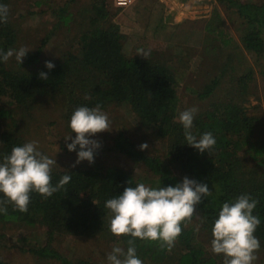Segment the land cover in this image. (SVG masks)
Wrapping results in <instances>:
<instances>
[{
	"label": "trees",
	"instance_id": "16d2710c",
	"mask_svg": "<svg viewBox=\"0 0 264 264\" xmlns=\"http://www.w3.org/2000/svg\"><path fill=\"white\" fill-rule=\"evenodd\" d=\"M236 10L252 30L243 38L246 50L264 56V3H242L240 0H220ZM7 0H0L6 4ZM105 3V1H104ZM102 2L94 6L95 24L108 16ZM60 12L67 23L70 17ZM207 31L222 36V31L209 24ZM123 35L117 25L109 28L97 26L83 34V54L81 58L69 55L51 70H22L39 61L43 46L27 55L20 68H8L7 62L0 61V162L11 153L14 146L25 142L13 131L3 129L4 122L13 120L11 106L24 105L38 99L54 97L63 101L67 118L78 107L101 105L106 110L113 104H128L143 124L162 138H171L170 155L178 165L181 176L163 166L159 158L147 155L137 149L136 144L120 132L114 140V149L137 162H142L156 177L159 187H175L185 177L208 185L210 195L204 196L196 205L205 221L204 228L212 232L215 219L225 202H234L241 194H249L258 201L253 214L258 215L261 224L255 235L264 245V142L256 145V118L248 116L242 106L232 101L217 104L214 109L200 114L194 119L192 132L199 138L211 132L216 140L210 152L200 151L186 143L184 129L176 121V102L179 96L178 78L167 65L151 59L124 53ZM224 43L229 41L223 40ZM17 31L7 20L0 23V49L5 52L15 49ZM47 73L41 79L40 73ZM214 79L207 84L199 97H210L220 84ZM244 78L241 79V83ZM87 97V98H86ZM7 123V122H6ZM8 125V124H7ZM15 126V125H14ZM60 148L70 152L66 145ZM240 149H245L254 162L246 165L240 157ZM79 146L76 151L77 155ZM97 149L94 155H99ZM70 175V182L51 197L44 198L31 193L27 212H20L9 203L7 214H0L2 224H26L49 228V239L45 245L32 249V253L47 261L46 264H96L87 260L69 261L53 247L55 233L88 235L108 232L127 251L130 236L117 237L109 229L112 216L105 202L121 194L125 187H135L136 179L118 167H87L69 171H52V184L59 182L63 175ZM0 194V199H3ZM95 202V203H94ZM182 234L175 242L185 247L178 264H215L206 258L203 249L193 245L194 234L182 224ZM3 234H0V246ZM160 241L135 240L136 254L143 264H171L168 261L170 249L161 246ZM0 264H8L0 260Z\"/></svg>",
	"mask_w": 264,
	"mask_h": 264
},
{
	"label": "rangeland",
	"instance_id": "374dc122",
	"mask_svg": "<svg viewBox=\"0 0 264 264\" xmlns=\"http://www.w3.org/2000/svg\"><path fill=\"white\" fill-rule=\"evenodd\" d=\"M8 20L17 31L15 49L26 47L27 53L43 50L39 61L22 70L46 69V61L56 65L69 55L81 58L83 34L97 26L109 28L117 25L123 35L124 53L127 57L140 56L137 51L150 52L148 59L167 65L175 72L179 82L176 102V121L181 111L196 107L194 119L217 104L232 101L242 106L250 117L256 118V145L264 142V56H257L244 47L243 38L252 27L241 18L227 2L220 0H133L127 9H117L114 0H7ZM105 1V3H104ZM242 3L262 4L264 0H240ZM103 2L109 6L108 18L95 24L94 6ZM70 17L65 23L60 15ZM211 24L218 33H210ZM223 40H230L224 43ZM25 56V58L27 57ZM25 58L23 60H25ZM8 68L20 69L15 56L7 62ZM244 81L241 83V79ZM214 79L220 80L215 92L202 99L199 94ZM3 103H0L2 105ZM13 120L4 122L5 131H13L25 143L38 141V150L56 160L52 171H69L87 167H118L132 175L138 183L159 188L157 177L142 163L117 152L114 140L120 132L131 139L139 151L157 157L163 166L182 175L170 155L171 138L156 135L143 124L128 104L110 105L104 112L110 119L109 131L97 133L90 139L101 147L94 163L84 160L76 163L77 155L66 152L65 136L72 135L70 120L66 116L61 97H47L24 105L11 106ZM8 124V125H7ZM15 125V126H14ZM71 143V140L68 141ZM148 148L141 150L140 145ZM239 157L246 165L254 162L245 149ZM204 219L196 210L186 221V227L194 234L193 245L204 250L206 258L215 264H223V254L211 250L212 232L204 228ZM4 235L0 246V260L8 264H46L32 253V249L45 245L49 228L26 224H2ZM53 247L67 260H87L96 264H109L107 254L114 247L123 246L108 233L72 235L55 233ZM257 252L253 264H264V245ZM126 252V250H125ZM185 247L175 242L170 248L168 261L178 264Z\"/></svg>",
	"mask_w": 264,
	"mask_h": 264
},
{
	"label": "clouds",
	"instance_id": "9594fccd",
	"mask_svg": "<svg viewBox=\"0 0 264 264\" xmlns=\"http://www.w3.org/2000/svg\"><path fill=\"white\" fill-rule=\"evenodd\" d=\"M9 8L0 4V23L8 20ZM29 52L26 47L0 49V61L8 62L15 56L18 63ZM137 54L148 59L150 52L143 49ZM45 66L51 70L55 67L51 61ZM41 79H47V73H40ZM87 98V97H86ZM198 108L192 107L181 111L178 121L184 129L186 143L198 149L200 153L215 146L216 140L211 132H206L197 138L193 132L194 117ZM110 119L106 112L97 104L95 107H78L71 115L69 127L72 135L65 136V143L70 152H77V161L84 160L94 163V155L101 147L97 140L89 137L97 133L109 131ZM71 140V143L68 141ZM141 150L147 149V143L140 145ZM56 160L49 158L38 150V141H30L22 146H14L9 155L0 162V214H7L6 205L11 203L20 212H27L31 202V193L36 192L44 198L51 197L67 185L70 175H63L59 182L52 184V168ZM210 195L208 185L185 177L182 183L175 187L154 188L139 183L135 187L127 186L115 198L105 202L106 209L112 216L109 229L117 237L130 236L125 252L121 247H114L107 254L109 264H143L136 254L135 240L160 241L161 246L170 249L182 234V224L190 220L196 213V205L202 197ZM95 203V202H94ZM258 201L249 194H241L234 202H225L219 211L212 227L211 250L215 254H223V264H253L258 259L257 252L261 248L260 240L255 235L261 224L254 209Z\"/></svg>",
	"mask_w": 264,
	"mask_h": 264
},
{
	"label": "built area",
	"instance_id": "2783aa9c",
	"mask_svg": "<svg viewBox=\"0 0 264 264\" xmlns=\"http://www.w3.org/2000/svg\"><path fill=\"white\" fill-rule=\"evenodd\" d=\"M114 4L118 8H128L133 4V0H114Z\"/></svg>",
	"mask_w": 264,
	"mask_h": 264
},
{
	"label": "crops",
	"instance_id": "0c3cea01",
	"mask_svg": "<svg viewBox=\"0 0 264 264\" xmlns=\"http://www.w3.org/2000/svg\"><path fill=\"white\" fill-rule=\"evenodd\" d=\"M102 4H103V2H102ZM105 6V8H104V10H105V13H107V11H108V9H109V6L107 5V3L106 4H103V7ZM115 6V5H114ZM116 7V6H115ZM117 9H123V8H118V7H116ZM129 8V7H128ZM127 8V9H128ZM126 9V8H125ZM107 18H108V16H107Z\"/></svg>",
	"mask_w": 264,
	"mask_h": 264
}]
</instances>
